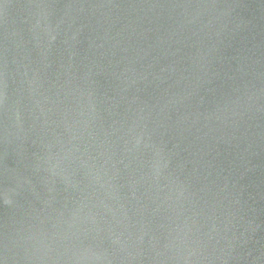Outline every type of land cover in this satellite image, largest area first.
I'll return each mask as SVG.
<instances>
[{
  "label": "water",
  "instance_id": "1",
  "mask_svg": "<svg viewBox=\"0 0 264 264\" xmlns=\"http://www.w3.org/2000/svg\"><path fill=\"white\" fill-rule=\"evenodd\" d=\"M0 264H264V0H0Z\"/></svg>",
  "mask_w": 264,
  "mask_h": 264
}]
</instances>
